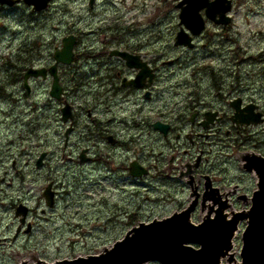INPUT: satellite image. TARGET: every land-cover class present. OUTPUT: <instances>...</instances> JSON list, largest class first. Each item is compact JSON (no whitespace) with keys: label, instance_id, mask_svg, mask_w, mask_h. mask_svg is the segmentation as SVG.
Masks as SVG:
<instances>
[{"label":"rangeland","instance_id":"rangeland-1","mask_svg":"<svg viewBox=\"0 0 264 264\" xmlns=\"http://www.w3.org/2000/svg\"><path fill=\"white\" fill-rule=\"evenodd\" d=\"M179 1L96 0L91 8L89 0H55L52 8L42 14L19 7L0 11V264H33L37 260L52 263L97 254L140 222L161 218L175 208L173 196L182 197L179 187L169 186L156 176L133 179L121 169L135 152L142 158L153 155L150 162L162 159L177 146L175 141L169 147L157 135L148 136L144 125L137 126L140 119L129 126L112 125L123 145L114 147L101 141L94 135V119L99 116L92 94L74 98L79 117L66 144L62 104L49 95L51 78L31 83L32 93L28 95L19 76L22 78L30 67L53 64L55 48L61 46L63 37L73 34L81 58L74 69L62 68L60 77L68 84L77 72V76L88 80L95 66L88 56L100 49L104 40L109 48L118 40L129 41L157 59L176 60L166 65L161 82L163 95L153 100L169 103L178 83L183 81L179 86L183 87L186 80L191 81L192 71L200 70L203 73L199 76H204L212 70H223L225 76H232L225 61L227 51L238 50L237 46V54H242L245 46L258 50L264 41V0H234L228 31L234 42L225 40L227 30L217 29L207 20L206 33L195 41L196 50L176 46ZM113 38L116 42L110 40ZM241 66L254 69L250 61ZM87 147L98 159L113 158L118 169L100 168V160L81 163L79 156L84 148L89 153ZM43 152L47 157L37 167ZM50 183L58 191L52 207L43 196ZM20 204L31 211L24 224L16 216ZM241 247L240 238L237 256Z\"/></svg>","mask_w":264,"mask_h":264},{"label":"flooded vegetation","instance_id":"flooded-vegetation-1","mask_svg":"<svg viewBox=\"0 0 264 264\" xmlns=\"http://www.w3.org/2000/svg\"><path fill=\"white\" fill-rule=\"evenodd\" d=\"M8 1L4 3L0 0V11L19 7L34 14H42L52 8L55 0H51L48 8L43 11H37L34 5L28 4L26 0H11L14 1L13 4ZM211 24L217 29L227 30L226 41H235L228 36L232 21L227 25L215 22ZM206 29L193 38L194 42L203 37ZM261 37H264V33ZM110 40L116 42L117 39ZM117 42L118 44L114 43L109 48L104 40L102 47L88 56L89 60L95 61V66H92L94 73L88 80L77 76V72H74L75 75H72L68 84L61 80L63 97L57 102L62 105L67 102L72 106L73 128L79 117L74 98L83 99V96L94 94V109L99 116L94 119V135L101 141L114 147L123 145L119 132L111 129L112 125L120 123L129 126L131 121L135 123L134 119H140L141 122L137 126L144 125L148 136L157 135L169 147L172 141L177 143L174 150L160 160L156 158L150 162L149 157L153 155L142 158L135 152L121 166L130 178L156 176L157 179L168 182L169 186L179 187L182 199L173 196L175 208L161 218L183 213L192 206L194 209L190 217L194 223L208 218L231 220L235 215L247 212L253 205L254 194L260 182V171L250 160L255 159L264 164V41L258 50L252 51L245 46L243 53L237 54L240 49V46H237L238 50L232 48L227 51L225 61L232 76H225L223 70H212L204 76H199L203 73L200 70L192 71L189 76L191 81L186 80V86L183 87H179L183 81L178 83L174 88L176 92L169 97V103H155L153 100L163 95L161 82L164 69L167 64H175L176 60L171 59L168 62L157 59L155 55L146 53L142 46L136 49L137 46L129 41ZM196 42L190 49L198 48ZM120 52L138 57L140 64L148 67L149 75L138 79L142 68L128 65ZM237 56H241L240 59ZM220 57L224 58V54ZM80 58L76 52L74 62L71 65H60L59 72L65 67L74 69ZM248 61L254 65L253 70H245L241 66ZM44 67L49 69L50 66L40 68ZM19 79H22L24 84V74L22 78L19 76ZM40 79L47 81L50 77L30 79V91L25 89L28 95L32 93L31 83ZM61 110L62 106L60 112ZM87 114L91 117L92 111L88 109ZM110 136L114 144L109 142ZM88 149L87 159L85 162L80 160L81 163L89 164L100 160V168L118 169V164L113 158L98 159L90 155V148ZM69 159L73 161L72 158ZM134 165L144 173L142 177H134L131 174L132 170H135ZM247 166H253V169L248 170ZM53 192L56 204L58 191L54 187ZM28 225L30 229L32 224ZM247 226V220L239 223L234 254L237 253V241Z\"/></svg>","mask_w":264,"mask_h":264},{"label":"water","instance_id":"water-1","mask_svg":"<svg viewBox=\"0 0 264 264\" xmlns=\"http://www.w3.org/2000/svg\"><path fill=\"white\" fill-rule=\"evenodd\" d=\"M7 2L8 0H1ZM50 0H26L30 5H34L37 11L47 8ZM13 4L14 1H8ZM95 0H90V5H94ZM215 5L210 12L208 4ZM233 0H207L204 7L199 8V19L193 23L191 0H182L177 4L181 9L180 24L184 27L177 33L176 45L194 47L193 36L199 35L206 27L205 18L201 11L205 10L208 19L217 24L227 25L231 22L228 13L232 10ZM189 30V32L187 30ZM76 36L69 35L62 39V47L56 48L54 52V64L49 68H29L24 75V86L30 91L29 79L31 77L47 78L48 73L53 76L50 96L57 100L62 98L63 87L58 76V65L71 64L74 59V46ZM127 60L128 65L142 68L138 75L144 77L150 71L144 64H140L138 57L128 53H119ZM136 83V81H133ZM62 121L67 123L73 118L72 106L66 102L62 107ZM72 127L67 129L66 136L72 131ZM110 142L113 141L110 139ZM86 150L80 154L82 161L86 160ZM47 156L43 152L37 160V167H41L44 158ZM252 165L260 171V182L258 190L254 194L253 205L245 213L235 215L231 220L217 218L216 220L204 219L202 223L195 224L191 221L193 206L183 213L176 214L167 219H155L152 222H141L127 232L123 239L117 240L110 247H104L102 251L95 255L79 256L75 259L56 260L49 263L44 260H37L35 264H223L222 260L227 258L228 264L235 261L233 249V238L239 228L241 221L247 220L248 226L242 235L243 247L241 250V261L236 264H264V164L253 159ZM253 166H247L252 170ZM135 169V167H134ZM135 176L142 175V172L133 171ZM50 183L43 195L48 206L54 205V192ZM28 207L20 204L16 209V216L20 217V222L25 223L28 214ZM210 222L200 231H193L194 228L205 222ZM198 245L199 247H195ZM23 261L21 264H27Z\"/></svg>","mask_w":264,"mask_h":264},{"label":"snow or ice","instance_id":"snow-or-ice-1","mask_svg":"<svg viewBox=\"0 0 264 264\" xmlns=\"http://www.w3.org/2000/svg\"><path fill=\"white\" fill-rule=\"evenodd\" d=\"M205 3H207V0H191V5H192V16H193V23L197 22L199 19V8L204 7ZM215 8V5L213 4H208V9L211 12ZM264 163V162H262ZM210 222H205V224H201L197 226L196 228L193 229V231H200L201 228H204L207 226V224Z\"/></svg>","mask_w":264,"mask_h":264}]
</instances>
